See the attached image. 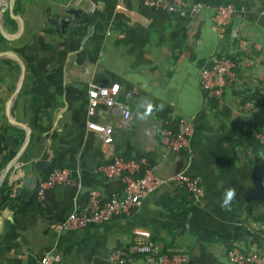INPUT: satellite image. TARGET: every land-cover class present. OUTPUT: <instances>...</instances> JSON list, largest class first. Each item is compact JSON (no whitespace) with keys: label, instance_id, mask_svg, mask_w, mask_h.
Returning <instances> with one entry per match:
<instances>
[{"label":"crops","instance_id":"0c3cea01","mask_svg":"<svg viewBox=\"0 0 264 264\" xmlns=\"http://www.w3.org/2000/svg\"><path fill=\"white\" fill-rule=\"evenodd\" d=\"M185 2L205 9L190 20L188 12H158L134 0H0L6 40L0 49V194L9 196L0 209V264H41L46 255L58 256L52 264H109L110 252L131 245L135 230L150 232L161 252H188L195 264H229L232 247L257 244L264 253L257 236L264 185L256 181L249 148L253 133L264 134V119L256 123L239 110L248 101L264 113V0ZM225 3L237 15L220 39L212 30L213 8ZM239 26L245 53L231 36ZM219 55L239 61L235 87L215 102L201 91L199 76ZM114 83L131 108L129 124L102 106L88 114L89 88ZM181 119L193 121L190 151L170 153L161 133ZM89 121L113 127L117 157L146 158L160 181L197 176L203 196L163 185L132 216L55 233L52 226L81 210L91 190L103 198L123 195L120 181L97 174L108 160ZM56 169L68 170L73 185L48 190L40 200L39 180ZM228 188L236 197L225 210Z\"/></svg>","mask_w":264,"mask_h":264},{"label":"built area","instance_id":"2783aa9c","mask_svg":"<svg viewBox=\"0 0 264 264\" xmlns=\"http://www.w3.org/2000/svg\"><path fill=\"white\" fill-rule=\"evenodd\" d=\"M134 1L158 12L174 15L183 11L188 12L190 20H194L205 9V6L200 4L187 5L185 0ZM86 8L90 10L91 5L88 4ZM236 15V8L230 3L219 4L213 8L212 30L220 39L227 36L228 28ZM136 17L144 21L140 15ZM244 20L245 16L242 17V23ZM240 31L241 26L235 29L231 36L237 42L239 52L245 53L248 42L241 36ZM238 61V58L231 59L219 55L213 57L210 60V66L200 72V87L207 100L220 102L226 92L235 87ZM243 62L246 66L252 65V60L248 56H244ZM120 94L121 87L118 83L110 86L92 85L88 91V114L94 115L102 106L110 110H118L123 122L131 123L133 118L131 108L120 101ZM239 110L250 116L255 106L247 101L239 107ZM87 129L100 137L99 151L108 160V163L98 169L97 174L108 181H120L123 186V195L103 198L98 191L91 190L81 210L72 212L64 221L52 226L55 233L85 230L92 226L107 224L116 218L132 216L141 208L144 199L153 195L163 185L179 188L193 198L203 196L202 181L197 176L177 174L168 181H160L155 174V167L149 166L146 158L124 160L114 155L112 153L114 129L111 125L89 121ZM193 133V121L181 119L174 130L163 129L160 144L170 153L189 152ZM252 137L264 145V134L253 133ZM72 185L71 173L66 169H56L45 179L39 180L38 198L43 200L48 190ZM134 233L136 238L131 245L110 252L109 264H195L186 251L161 252L150 232L135 230ZM257 236L264 239V223L259 226ZM57 260L58 256L46 255L41 259V264H52ZM226 260L229 264H264V253L259 250L257 244L245 250L232 247L226 253Z\"/></svg>","mask_w":264,"mask_h":264},{"label":"trees","instance_id":"16d2710c","mask_svg":"<svg viewBox=\"0 0 264 264\" xmlns=\"http://www.w3.org/2000/svg\"><path fill=\"white\" fill-rule=\"evenodd\" d=\"M7 15V14H6ZM8 18V19H7ZM7 22H12V20L7 16ZM6 43V40L0 34V49L1 46ZM255 110L252 111V116H255L256 119H253L256 123L261 122L264 119V113L260 110H257L256 104H254ZM250 154L254 161L256 181L264 185V145H262L257 139L250 138ZM149 166L155 167L149 161ZM9 200V196L5 195L3 192L0 194V209L3 208Z\"/></svg>","mask_w":264,"mask_h":264},{"label":"clouds","instance_id":"9594fccd","mask_svg":"<svg viewBox=\"0 0 264 264\" xmlns=\"http://www.w3.org/2000/svg\"><path fill=\"white\" fill-rule=\"evenodd\" d=\"M235 197H236V189L228 188L222 200L221 207L224 208L225 210H230L231 204L233 200L235 199Z\"/></svg>","mask_w":264,"mask_h":264},{"label":"water","instance_id":"95a60500","mask_svg":"<svg viewBox=\"0 0 264 264\" xmlns=\"http://www.w3.org/2000/svg\"><path fill=\"white\" fill-rule=\"evenodd\" d=\"M70 13L76 15L75 12H70ZM0 31L5 35V32H4L3 28L1 27V25H0ZM0 55H3V54H0ZM44 165H45V162L39 163L38 164V170H42Z\"/></svg>","mask_w":264,"mask_h":264},{"label":"rangeland","instance_id":"374dc122","mask_svg":"<svg viewBox=\"0 0 264 264\" xmlns=\"http://www.w3.org/2000/svg\"><path fill=\"white\" fill-rule=\"evenodd\" d=\"M250 119H252V120H253V119H256V118H255V116H252V115H251V118H250Z\"/></svg>","mask_w":264,"mask_h":264}]
</instances>
